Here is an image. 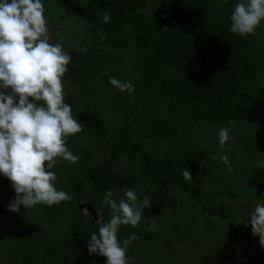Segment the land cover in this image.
<instances>
[{
    "label": "trees",
    "instance_id": "16d2710c",
    "mask_svg": "<svg viewBox=\"0 0 264 264\" xmlns=\"http://www.w3.org/2000/svg\"><path fill=\"white\" fill-rule=\"evenodd\" d=\"M48 1L60 18L72 19L78 34V42L67 45L72 49L64 46L73 60L63 82L66 103L84 125L67 138L79 161L52 169L55 187L72 199L51 207L9 211L8 196L16 194L0 174V264H105L86 246L99 222L110 219L102 203L106 190L118 200L132 189L152 203L138 227L118 232L121 242L139 236L128 247L129 264H166L160 252L171 241L161 248L162 236L187 233L200 217L208 231H227L237 207L249 214L264 200V21L255 35L229 31L239 0ZM110 77L135 90H118ZM223 127L231 139L221 148ZM220 153L231 171L212 159ZM186 169L191 180L182 175ZM229 202L231 210L224 206ZM234 237L242 241L236 254L254 256L241 264H264L259 237L250 250L241 232Z\"/></svg>",
    "mask_w": 264,
    "mask_h": 264
},
{
    "label": "clouds",
    "instance_id": "9594fccd",
    "mask_svg": "<svg viewBox=\"0 0 264 264\" xmlns=\"http://www.w3.org/2000/svg\"><path fill=\"white\" fill-rule=\"evenodd\" d=\"M109 21L110 15L105 13L102 22ZM262 21L264 0H239L230 15L229 31L241 37L255 35ZM97 35L103 39L102 30ZM72 60L63 44L51 42L42 0H0V174L11 181L16 194L7 206L9 211L19 212L21 206L51 207L72 199L55 187L58 177L52 171L61 161H79L67 147V138L84 127L66 103L63 77ZM109 83L129 94L135 90L131 82L116 77H110ZM230 139V129L221 128L220 147ZM212 159L232 170L227 155L213 154ZM182 175L192 179L189 169ZM113 196L112 190H106L102 203L111 210L110 219L99 222L86 247L90 255L105 257V264H129L128 247L139 236L132 233L121 242L118 232L121 226L138 227L143 210L152 203L147 196L140 199L132 189H125L118 200ZM247 223L264 247V200L255 204ZM149 230L156 231L155 221L150 222Z\"/></svg>",
    "mask_w": 264,
    "mask_h": 264
},
{
    "label": "rangeland",
    "instance_id": "374dc122",
    "mask_svg": "<svg viewBox=\"0 0 264 264\" xmlns=\"http://www.w3.org/2000/svg\"><path fill=\"white\" fill-rule=\"evenodd\" d=\"M42 3L45 6V16L48 21L51 42L61 43L64 46L71 44L73 45V43L76 44V42H78V34L74 28V25L72 24V19H69L66 15L63 18H60L61 10L53 4L49 5L51 4L50 1L42 0ZM48 10H51V12H48ZM74 36H76L77 38ZM67 47L72 49V46ZM1 182H3V184L8 185L9 181L2 178ZM1 190L4 191L5 189L1 188ZM13 198L14 195L8 196V202H10ZM224 206L228 210H231L234 205L229 202ZM4 212L5 211L0 209V214L2 215L1 217H3ZM238 215L244 216L243 220L237 219ZM82 216L85 219L92 218L90 212H87L85 209H82ZM203 219V217H200L197 220L195 227L192 230H189L187 233L180 232L175 235L177 238H183L185 242H180L176 240L175 236H162L163 238L161 248H163L166 243H170L169 241H171V248H163L160 252L164 253L161 260L163 263L241 264L244 263V259H246V257H254L251 254L243 258L236 254V252L242 249V247L240 246V244H242V241L236 240L234 237L237 232H241V235L245 237L243 242L246 244L247 250L254 248V241L256 237L251 234V228H246V226L250 224L247 223L249 219V214H245L244 211H241L237 207L232 213L233 224L230 229H227V231L224 230L225 226H220L219 229L221 231L215 230L213 232H210L208 231L209 228L203 226V224H200ZM261 248H263L264 252V247L261 246ZM159 259L161 258L159 257ZM6 264H13V260L8 259V262ZM138 264H147V262L140 261ZM154 264L160 263L157 260L156 262H154Z\"/></svg>",
    "mask_w": 264,
    "mask_h": 264
}]
</instances>
